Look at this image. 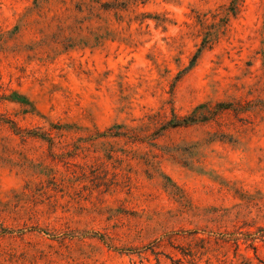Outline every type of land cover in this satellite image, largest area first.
Returning a JSON list of instances; mask_svg holds the SVG:
<instances>
[{
	"label": "rangeland",
	"instance_id": "1",
	"mask_svg": "<svg viewBox=\"0 0 264 264\" xmlns=\"http://www.w3.org/2000/svg\"><path fill=\"white\" fill-rule=\"evenodd\" d=\"M116 2L0 0V264H264V0Z\"/></svg>",
	"mask_w": 264,
	"mask_h": 264
},
{
	"label": "trees",
	"instance_id": "2",
	"mask_svg": "<svg viewBox=\"0 0 264 264\" xmlns=\"http://www.w3.org/2000/svg\"><path fill=\"white\" fill-rule=\"evenodd\" d=\"M240 1L241 0H232V3H231V6H230V8H228V12H227V15H229V14H233V15H235L236 14V12H237V10L239 9V5H240ZM116 3H118V0H117V2ZM208 41H206L205 43H207ZM174 117H175V121L174 122H172V124H170V125H172V127H178V126H184V125H189L190 123H192V118H190V117H183V118H177V116L176 115H174ZM118 127H123V126H118ZM105 134V136L107 135V136H114V137H116V136H120V135H124V132H121V131H116V132H113V131H111V130H109L108 132H106V133H99V135H104Z\"/></svg>",
	"mask_w": 264,
	"mask_h": 264
}]
</instances>
